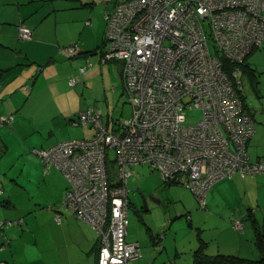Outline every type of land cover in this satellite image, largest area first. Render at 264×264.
Wrapping results in <instances>:
<instances>
[{
  "label": "built area",
  "instance_id": "1",
  "mask_svg": "<svg viewBox=\"0 0 264 264\" xmlns=\"http://www.w3.org/2000/svg\"><path fill=\"white\" fill-rule=\"evenodd\" d=\"M104 18L99 62L121 64L131 113L110 127L100 109L86 108L72 121L91 126L90 137L59 141L38 154L46 171L54 167L67 181L61 206L98 234L96 264H128L142 256L138 242L126 239L131 165L148 164L162 182L189 187L201 206L215 181L264 173V158L250 161L246 151L255 128L243 110L239 71L226 73L221 61L241 62L264 40V0H116ZM18 33L32 36L25 25ZM65 49L70 57L79 51L75 44ZM89 65L79 66L69 84ZM192 107L201 115L186 123L185 109ZM108 162L116 172H108ZM13 224L0 221V229ZM8 241L4 236L2 247Z\"/></svg>",
  "mask_w": 264,
  "mask_h": 264
},
{
  "label": "crops",
  "instance_id": "2",
  "mask_svg": "<svg viewBox=\"0 0 264 264\" xmlns=\"http://www.w3.org/2000/svg\"><path fill=\"white\" fill-rule=\"evenodd\" d=\"M115 1L0 0V119H8L0 122V221H14L0 229V262L96 264L98 234L61 206L67 181L54 167L46 171L38 152L60 140L92 135L91 126H82L80 135L74 127L81 125L72 121L88 108L82 104L87 93L103 94L106 101L108 93H123L121 64L99 62L105 49L104 13ZM19 25L31 28L32 36L20 37ZM74 44L79 51L70 57L65 48ZM86 62L90 65L80 81L70 85V77ZM258 67H253L254 107L246 102L255 128L246 145L250 161L264 158V70ZM74 132L77 137H68ZM189 205L185 200L188 225L197 229V245L186 252V260L170 225L160 234L163 250L153 247L158 241L147 228L150 245L138 243L142 256L128 264H196L198 249L209 256L258 258L254 232L264 229V173H235L215 181L204 206L198 203L188 211ZM35 223L39 225L33 227ZM205 230L209 231L203 234ZM170 233L172 255L166 243ZM4 236L9 241L2 247Z\"/></svg>",
  "mask_w": 264,
  "mask_h": 264
},
{
  "label": "rangeland",
  "instance_id": "3",
  "mask_svg": "<svg viewBox=\"0 0 264 264\" xmlns=\"http://www.w3.org/2000/svg\"><path fill=\"white\" fill-rule=\"evenodd\" d=\"M209 47L212 52L215 50L213 43H210ZM247 62L252 67L258 65L259 67L256 68L258 71L264 70V43H262L260 47L255 49V51L249 55ZM240 79L243 85L242 93L246 98V102L249 106L254 107L256 91L253 89V85L246 76H241ZM121 93L122 91H118L113 95L108 93L106 101L104 100L105 96L103 94L96 95L90 91L86 94L82 104L85 105V108H94L95 106V109H100L102 116L107 120H113L112 122L122 121L130 115L132 105L125 98L123 93ZM200 115L201 109L199 108L192 107L190 109H185V122L195 123ZM111 124L112 123H109V125ZM74 128H76L80 135L82 134V126ZM68 137L77 136L74 132L72 134L70 133ZM107 168L108 172L117 171V167L114 162H108ZM130 171L131 173L126 182V186L129 189L130 202L126 239L128 241H136L141 245L144 243L146 245H150L148 242L150 239V231L147 229L149 228L151 230V234L154 237L156 235L155 238L156 241H158L153 247H156L157 250L161 251L163 250V246H160L161 244H159V242L162 243L163 240L160 239V234H162L163 231L168 230L170 225H172V227L175 228L174 234H177V244L182 251H185L182 259L186 260V252L192 250L197 245V229L195 227H193L194 229L192 230L190 229L188 225L189 217L186 216V210L184 209L183 204L185 200L187 204H190L187 208L188 211L195 210L199 207V202L194 193L189 189V187L180 182H167L168 184L162 182L159 173L156 170H153L148 164H133L130 166ZM138 192L152 196L157 199L158 202L148 200L146 203L147 210H142L139 204ZM38 225L39 223H35L33 227H37ZM208 231L209 230H205L203 234H206ZM37 232L40 233L39 230H37ZM172 236L173 233H170L166 241V243L169 244L171 255L172 251L170 249V240H172Z\"/></svg>",
  "mask_w": 264,
  "mask_h": 264
},
{
  "label": "trees",
  "instance_id": "4",
  "mask_svg": "<svg viewBox=\"0 0 264 264\" xmlns=\"http://www.w3.org/2000/svg\"><path fill=\"white\" fill-rule=\"evenodd\" d=\"M264 43L262 40L261 44ZM253 47L252 51L241 61V62H233L222 56V69L230 74L231 71L235 68L239 71V77L246 76L247 79L250 81L252 85L257 82V72L256 70L247 62V58L255 49L261 46ZM242 82V81H241ZM243 91V90H242ZM240 98L244 103L243 110L244 112L248 113L253 120V114L249 109H247L246 98L241 91H239ZM81 126H89V125H82ZM113 125V124H112ZM110 126V125H109ZM90 127V126H89ZM94 132V130H93ZM92 132V134H93ZM82 138V137H80ZM67 140V139H65ZM63 141V140H60ZM59 142V141H57ZM175 182V181H172ZM170 182V183H172ZM166 183V182H165ZM168 184V183H167ZM254 244L258 251V258L257 259H249L243 258L237 255H224V254H217L214 256H209L201 252L199 249L196 251V264H264V229L256 228L254 232Z\"/></svg>",
  "mask_w": 264,
  "mask_h": 264
},
{
  "label": "flooded vegetation",
  "instance_id": "5",
  "mask_svg": "<svg viewBox=\"0 0 264 264\" xmlns=\"http://www.w3.org/2000/svg\"><path fill=\"white\" fill-rule=\"evenodd\" d=\"M143 195H144V199H145L146 203L148 202V200H152V201H154L150 196L145 195L144 193H143ZM138 196H139V204H140V208L142 209V197H143V196H141V194H138ZM142 210H143V209H142Z\"/></svg>",
  "mask_w": 264,
  "mask_h": 264
},
{
  "label": "water",
  "instance_id": "6",
  "mask_svg": "<svg viewBox=\"0 0 264 264\" xmlns=\"http://www.w3.org/2000/svg\"><path fill=\"white\" fill-rule=\"evenodd\" d=\"M138 194H141V196H143L142 197V209L143 210H147V207H146V201H145V199H144V195H143V193L142 192H138ZM155 202H158V200L157 199H155V198H153L152 196H150Z\"/></svg>",
  "mask_w": 264,
  "mask_h": 264
}]
</instances>
